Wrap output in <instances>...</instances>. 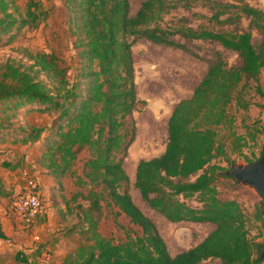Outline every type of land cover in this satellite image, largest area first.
I'll use <instances>...</instances> for the list:
<instances>
[{
    "label": "trees",
    "instance_id": "obj_1",
    "mask_svg": "<svg viewBox=\"0 0 264 264\" xmlns=\"http://www.w3.org/2000/svg\"><path fill=\"white\" fill-rule=\"evenodd\" d=\"M190 1L142 0L132 14L130 0H65L69 30L78 51L76 71L71 74L63 57L45 50L25 49L22 58L8 57L0 65V143L26 144L43 139L39 162L58 183L60 192H64V178L69 175L76 177L79 186L91 185L87 194L77 191L72 195L74 199L83 195L89 205L82 208L79 223L67 228V233L79 231L82 240L65 254L64 264H213L204 261L215 258L222 264L264 261L260 257L261 243L249 235L240 202L219 196L215 178L223 166L212 163L226 153V138L219 128L233 126L235 116L230 104L235 100L237 108H248L253 103L242 93L250 78L257 82L256 93L264 96L259 83L264 69V9L249 0H209L216 21L232 8L234 16L244 12L262 35L256 46L251 30L162 25L165 13L182 2L189 6ZM48 15L41 0H28L23 6L16 0H0V40L6 37L11 41L25 27L39 26ZM178 32L187 38L218 40L236 50L242 62L232 65L218 53L191 96L182 98L173 108L164 151L141 158L137 164L135 184L151 207L172 221H210L216 225L203 240L173 255L155 221L124 188L130 177L123 160L130 142L126 120L139 102L132 45L136 38L145 36L188 48L172 37ZM30 111L55 113L48 134L44 135L45 126L15 124L19 113ZM17 130L23 134H17ZM232 134L235 140L245 141L235 131ZM82 150L89 154L80 173L74 166ZM2 164L15 170L22 159H6ZM200 170L192 181L175 180ZM11 193L0 182V199ZM194 195L202 202L201 207L186 200ZM103 201L116 206L137 226L125 239L116 241L101 232L94 212L101 211ZM66 202L72 210L69 199ZM0 237L7 238L1 221ZM17 259L27 263L30 255L19 252Z\"/></svg>",
    "mask_w": 264,
    "mask_h": 264
},
{
    "label": "rangeland",
    "instance_id": "obj_2",
    "mask_svg": "<svg viewBox=\"0 0 264 264\" xmlns=\"http://www.w3.org/2000/svg\"><path fill=\"white\" fill-rule=\"evenodd\" d=\"M16 1L23 6L28 0ZM41 1L49 10L48 17L37 27H25L11 41H7L6 37L0 40V65L8 57L22 58L25 49L34 52L45 50L63 57L70 65L72 74L78 65V51L73 44L75 37L69 30L65 0ZM141 1L130 0L132 14L136 13ZM213 1L234 2V0ZM249 2L264 9V0H249ZM183 3L164 14L161 19L164 27L188 25L194 28L206 27L225 31L251 30L254 44L258 46L262 41V35L257 28L250 25V18L242 11H240L241 16H234L236 11L232 8L230 12L221 14V20L216 21L212 18L215 9L209 0H191L189 6ZM230 15L232 18L228 19ZM172 37L186 44L188 48L155 42L145 36L136 38L132 45L139 102L133 114L126 120L127 139L130 142L123 164L130 177L124 188L129 190L134 201L155 221L171 254L175 255L203 240L215 227V223L193 220L172 221L151 207L135 184L137 164L141 158H150L164 151L168 138V120L173 108L182 98L191 96L218 53L236 66L241 64L242 58L236 50L225 47L218 40L187 38L180 32ZM256 83L250 78L245 84L247 86L242 89L243 95L253 101L248 108H237L235 100L230 104L229 110L235 116L233 126L223 125L219 128L220 134L226 138V153L213 159L212 163L223 166L215 178L219 196L235 198L240 202L247 217L251 239L264 244L261 196L252 186L239 184L233 175L227 173L233 163L252 162L250 160H257L264 152V96L256 93ZM259 83L264 88V69L259 75ZM54 117L55 113L52 112L30 111L19 113L14 121L18 127L45 126L47 129L44 135H46ZM256 127L259 131H256ZM234 131L237 135H242L245 141L235 140L232 134ZM16 133L23 134L19 130ZM42 143L43 139L26 144L0 143V182L12 192L11 195L1 198L0 202L7 204L9 210L16 211L13 201L21 193L28 190L39 191L43 199L41 214L32 220H24L29 228L21 235L24 242L14 241L12 236L8 240H0V246H4L0 262L6 264L16 263L14 261L17 252L28 253L30 259L35 260L34 263L37 264H64L65 254L73 250L82 240L79 231L67 233V228L79 223L82 208L89 205V199L84 198L83 195L88 193L91 185L79 186L75 183L76 177L69 175L71 181L66 185L64 192L58 189L54 191L52 185L46 186L42 182L44 168L39 162ZM241 143L242 145L239 146ZM88 154V150L80 152V157L74 166L77 172H82L83 162ZM6 159L12 161L22 159V165L12 170L2 164ZM202 171L189 177H177L175 180L192 181ZM77 191L82 192L83 195H79L77 199L72 198ZM66 199H69L72 210L68 208ZM186 200L194 207L202 206L197 195ZM78 204L83 206L78 207ZM61 209L64 212H61ZM94 214L99 220L101 232L116 241L125 239L128 231L132 232L137 228L125 213H119L116 206L106 204V201H103L101 211H95ZM30 240H33L32 244H41L38 251H34L35 254L30 250ZM46 250L52 252L53 257L50 261L42 258ZM204 262L222 264L217 258ZM261 264H264V261Z\"/></svg>",
    "mask_w": 264,
    "mask_h": 264
},
{
    "label": "crops",
    "instance_id": "obj_3",
    "mask_svg": "<svg viewBox=\"0 0 264 264\" xmlns=\"http://www.w3.org/2000/svg\"><path fill=\"white\" fill-rule=\"evenodd\" d=\"M42 177L44 178V179L42 178V182L44 184H46V186L52 185L53 190L55 189L54 191H57L58 183L55 181V179L51 175L44 173V174H42ZM69 181H71V177L66 176L64 178L65 186L69 183ZM45 220H46V218H45ZM0 221L3 225V229H4L5 233L7 234V238H1L0 237V240H4V239L8 240L11 236L14 237L13 238L14 241L20 240L22 242L24 240L21 235H23L22 233L24 231L28 230L29 228H27V225H25V221L20 217V215L16 211L9 210L7 208V204H5L4 202H0ZM30 242H31V244L29 245L30 250H31L32 254H35L34 249L37 247L38 243L32 244L33 240H30ZM0 243H1V241H0ZM3 247H4L3 245L0 246V256L1 257H3L1 255ZM18 253L19 252H17V254ZM17 254L15 256V261H14L16 263H10V264H32L33 262H35V260H32V259H30V261L27 263L19 261L17 259ZM0 264H6V263L1 261Z\"/></svg>",
    "mask_w": 264,
    "mask_h": 264
},
{
    "label": "water",
    "instance_id": "obj_4",
    "mask_svg": "<svg viewBox=\"0 0 264 264\" xmlns=\"http://www.w3.org/2000/svg\"><path fill=\"white\" fill-rule=\"evenodd\" d=\"M233 175L236 181L242 185L252 186L261 196V212L264 216V152L252 162H235L227 171ZM260 257L264 259V244L260 246Z\"/></svg>",
    "mask_w": 264,
    "mask_h": 264
},
{
    "label": "built area",
    "instance_id": "obj_5",
    "mask_svg": "<svg viewBox=\"0 0 264 264\" xmlns=\"http://www.w3.org/2000/svg\"><path fill=\"white\" fill-rule=\"evenodd\" d=\"M14 207L23 220H32L43 211V199L39 191L28 190L17 195L13 201ZM53 257L50 250L42 255L44 260H51ZM37 264V263H32Z\"/></svg>",
    "mask_w": 264,
    "mask_h": 264
}]
</instances>
